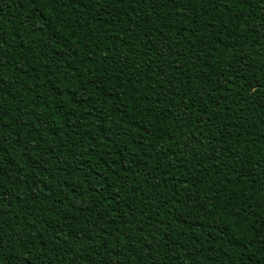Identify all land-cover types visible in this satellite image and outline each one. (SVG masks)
<instances>
[{"label": "trees", "instance_id": "1", "mask_svg": "<svg viewBox=\"0 0 264 264\" xmlns=\"http://www.w3.org/2000/svg\"><path fill=\"white\" fill-rule=\"evenodd\" d=\"M0 264H264V0H0Z\"/></svg>", "mask_w": 264, "mask_h": 264}]
</instances>
